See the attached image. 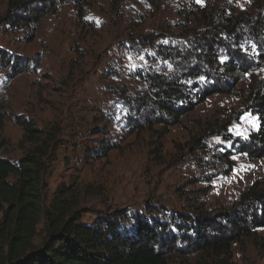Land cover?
Here are the masks:
<instances>
[{
    "label": "rangeland",
    "instance_id": "374dc122",
    "mask_svg": "<svg viewBox=\"0 0 264 264\" xmlns=\"http://www.w3.org/2000/svg\"><path fill=\"white\" fill-rule=\"evenodd\" d=\"M10 1L0 0V157L16 161L23 155L25 122L54 127L47 204L64 183L79 190L80 205L88 210L85 223L122 208L150 207L168 216L193 207L217 217L234 210L241 194L264 180V155L250 159L233 143L259 125L247 111L256 90L251 74L232 90L211 94L177 124L167 119L145 125L126 99L147 90L138 72L172 68L157 57L154 44L202 30L200 18L189 14L204 0H65L38 24L32 17L8 22ZM262 3L219 0L218 5L249 13ZM149 35L156 42L142 43ZM262 74L259 65L255 75ZM213 132L218 134L207 138ZM201 136L205 140L198 146ZM108 146L114 149L106 157L98 155ZM226 156L234 162L228 175ZM43 228L42 219L37 243ZM233 253L236 264H264V228L235 242ZM208 262L201 253H173L169 264Z\"/></svg>",
    "mask_w": 264,
    "mask_h": 264
},
{
    "label": "trees",
    "instance_id": "16d2710c",
    "mask_svg": "<svg viewBox=\"0 0 264 264\" xmlns=\"http://www.w3.org/2000/svg\"><path fill=\"white\" fill-rule=\"evenodd\" d=\"M64 1L11 0L5 18L20 23L32 17L38 24L46 12L59 9ZM218 3L204 0L198 11H190L189 17L197 15L204 24L199 32L169 43L154 44L152 35L140 38L144 44H154L157 57L172 68L138 72L147 90L126 99L145 125L166 124L167 119L177 124L211 94L230 91L251 74L256 90L247 111L257 116L259 125L233 143L238 153L260 158L264 155V74L257 77L255 68L264 69V4L249 13H237L236 8ZM24 125L19 141L23 155L16 161L0 157V264H169L173 253H201L210 260L207 264H236L233 244L264 228V180L243 192L234 210L217 217L193 207L168 216H158L159 209L150 207L122 208L85 223L82 219L88 210L80 205L74 186L62 183L47 204L46 179L55 160L57 130L37 127L34 122ZM214 134L218 132L207 138ZM202 138L196 139L198 146ZM112 149L108 146L98 155L106 157ZM228 161L227 175L234 165ZM42 219L44 228L37 243Z\"/></svg>",
    "mask_w": 264,
    "mask_h": 264
}]
</instances>
